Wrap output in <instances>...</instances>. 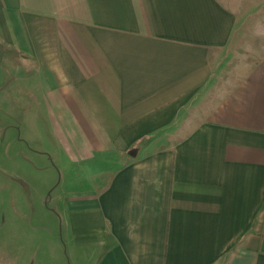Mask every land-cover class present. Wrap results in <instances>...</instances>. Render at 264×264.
I'll return each mask as SVG.
<instances>
[{
  "label": "crops",
  "instance_id": "0c3cea01",
  "mask_svg": "<svg viewBox=\"0 0 264 264\" xmlns=\"http://www.w3.org/2000/svg\"><path fill=\"white\" fill-rule=\"evenodd\" d=\"M238 20L222 0H0L3 61L87 169L65 202L75 264H264V57L186 119Z\"/></svg>",
  "mask_w": 264,
  "mask_h": 264
},
{
  "label": "rangeland",
  "instance_id": "374dc122",
  "mask_svg": "<svg viewBox=\"0 0 264 264\" xmlns=\"http://www.w3.org/2000/svg\"><path fill=\"white\" fill-rule=\"evenodd\" d=\"M222 1L238 13L235 40L212 54L219 58L216 84L200 108L191 102L186 119L193 123L264 57V0ZM5 54L0 35V264H75L65 202L68 193L91 186L87 169L56 145L42 101L28 96L25 75L7 65L12 55L3 61ZM180 133H168L161 145Z\"/></svg>",
  "mask_w": 264,
  "mask_h": 264
},
{
  "label": "trees",
  "instance_id": "16d2710c",
  "mask_svg": "<svg viewBox=\"0 0 264 264\" xmlns=\"http://www.w3.org/2000/svg\"><path fill=\"white\" fill-rule=\"evenodd\" d=\"M132 153H133V152H131V150L128 151V152H127V156L132 155ZM96 167H97V166H95V168H96ZM100 169H101V168H100ZM97 170H98V169H97Z\"/></svg>",
  "mask_w": 264,
  "mask_h": 264
}]
</instances>
